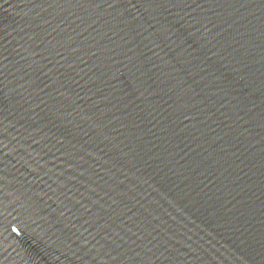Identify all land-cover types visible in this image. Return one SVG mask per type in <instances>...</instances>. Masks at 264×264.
I'll use <instances>...</instances> for the list:
<instances>
[{"label":"water","instance_id":"obj_1","mask_svg":"<svg viewBox=\"0 0 264 264\" xmlns=\"http://www.w3.org/2000/svg\"><path fill=\"white\" fill-rule=\"evenodd\" d=\"M0 264H264V0H0Z\"/></svg>","mask_w":264,"mask_h":264}]
</instances>
